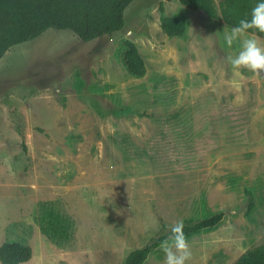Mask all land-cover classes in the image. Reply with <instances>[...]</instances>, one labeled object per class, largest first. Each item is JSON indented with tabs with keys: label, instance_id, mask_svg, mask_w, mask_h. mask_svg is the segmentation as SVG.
<instances>
[{
	"label": "rangeland",
	"instance_id": "374dc122",
	"mask_svg": "<svg viewBox=\"0 0 264 264\" xmlns=\"http://www.w3.org/2000/svg\"><path fill=\"white\" fill-rule=\"evenodd\" d=\"M124 20L90 40L49 27L0 58V245L29 244L19 264H125L177 220L223 211L186 236L188 264H232L264 241V77L228 66L232 26L181 0H133ZM143 264H164L160 245Z\"/></svg>",
	"mask_w": 264,
	"mask_h": 264
},
{
	"label": "trees",
	"instance_id": "16d2710c",
	"mask_svg": "<svg viewBox=\"0 0 264 264\" xmlns=\"http://www.w3.org/2000/svg\"><path fill=\"white\" fill-rule=\"evenodd\" d=\"M133 0H0V58L15 44L42 34L49 27L71 29L83 40H90L105 33H113L125 24L124 11ZM191 9H201L209 17L220 18L235 26L242 18H250L251 9L260 0H181ZM162 30L169 36L183 35L185 21L177 17L162 15ZM253 31V30H250ZM264 36V33L254 32ZM123 61L127 70L135 76L146 74L145 60L137 45L126 40ZM26 148L25 142H23ZM224 216L223 211L200 219L184 222L185 235L217 225ZM164 229L166 228L165 225ZM169 235L160 232L145 245L130 251L125 264H143L148 255L159 247ZM32 256L29 244L5 241L0 245L2 264H19ZM232 264H264V241L245 250Z\"/></svg>",
	"mask_w": 264,
	"mask_h": 264
},
{
	"label": "clouds",
	"instance_id": "9594fccd",
	"mask_svg": "<svg viewBox=\"0 0 264 264\" xmlns=\"http://www.w3.org/2000/svg\"><path fill=\"white\" fill-rule=\"evenodd\" d=\"M254 32L264 33V0L251 9L250 18L240 19L223 34L224 44L228 48L239 43V50L228 54L224 58L225 63L235 71L246 69L259 78L264 77V42ZM184 227L183 220L169 226V235L160 243L164 264H188L191 260L192 251Z\"/></svg>",
	"mask_w": 264,
	"mask_h": 264
}]
</instances>
